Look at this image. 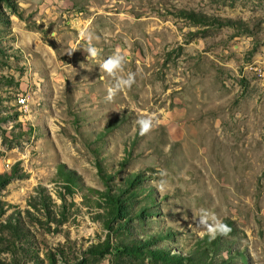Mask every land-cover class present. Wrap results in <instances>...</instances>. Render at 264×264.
<instances>
[{
    "label": "rangeland",
    "instance_id": "rangeland-1",
    "mask_svg": "<svg viewBox=\"0 0 264 264\" xmlns=\"http://www.w3.org/2000/svg\"><path fill=\"white\" fill-rule=\"evenodd\" d=\"M82 30L135 73L112 102ZM0 264H264V0H0Z\"/></svg>",
    "mask_w": 264,
    "mask_h": 264
},
{
    "label": "clouds",
    "instance_id": "clouds-1",
    "mask_svg": "<svg viewBox=\"0 0 264 264\" xmlns=\"http://www.w3.org/2000/svg\"><path fill=\"white\" fill-rule=\"evenodd\" d=\"M82 43L80 46L73 48L69 55L75 50H83L86 54V59L96 61V65L108 77L112 79V84L106 89V102H112L117 94L125 89L131 88L135 83V73L128 72L124 74V68L127 61V56L119 48H116L111 55L101 59V49L92 44V35L87 30H82L80 33ZM138 125L139 135L144 136L150 133L154 126L158 123L156 113H143L136 120ZM163 174V173H162ZM158 189L163 191V182L157 185ZM195 224L198 228L202 229L199 235L203 238L208 236L209 239L214 240L218 236L227 237L232 229L231 227L219 219L214 214H210L207 210L202 209L199 213Z\"/></svg>",
    "mask_w": 264,
    "mask_h": 264
},
{
    "label": "trees",
    "instance_id": "trees-1",
    "mask_svg": "<svg viewBox=\"0 0 264 264\" xmlns=\"http://www.w3.org/2000/svg\"><path fill=\"white\" fill-rule=\"evenodd\" d=\"M7 1V0H5ZM179 14L182 15V16H185L187 18H189L190 20L192 21H196V22H204L206 21L207 19H213V16H209V15H206L205 13H201V12H195L193 10H186V9H179L178 10ZM218 19V18H216ZM222 22L224 23H229V22H235L236 24H241L240 20H237V21H233L232 19L228 18V17H225V18H222L221 19ZM221 22V21H220ZM238 26V25H237ZM135 180V179H134ZM38 190L40 191H43V187H41L40 185H38L36 187ZM67 190H68V186H66ZM102 198L103 200H105V202L107 203L108 205V208L106 210V212L109 214V213H112L113 216H117V215H121L123 213L122 211V207H121V201L120 199L118 198V195L113 193V192H110L109 188L106 187V189H104L102 192ZM45 198H48L47 195L43 194L41 195V201H42V204L47 208L48 206H46V202H45ZM62 198V196H61ZM62 200H64L62 198ZM63 203H60V206L58 205L57 207H61ZM47 214L51 213V210H49L47 208ZM54 212V211H53ZM125 250H127L128 252L130 253H142L143 249L137 245H130V246H124L123 247ZM91 252H98L96 249H89ZM149 251H151L152 255H155V254H158V249H149ZM196 253V251L194 252V254ZM188 259L192 261V259H194V255H188Z\"/></svg>",
    "mask_w": 264,
    "mask_h": 264
},
{
    "label": "bare ground",
    "instance_id": "bare-ground-1",
    "mask_svg": "<svg viewBox=\"0 0 264 264\" xmlns=\"http://www.w3.org/2000/svg\"><path fill=\"white\" fill-rule=\"evenodd\" d=\"M23 101H24V98H21V97H20V102L23 103ZM18 102H19V101H18Z\"/></svg>",
    "mask_w": 264,
    "mask_h": 264
},
{
    "label": "built area",
    "instance_id": "built-area-1",
    "mask_svg": "<svg viewBox=\"0 0 264 264\" xmlns=\"http://www.w3.org/2000/svg\"><path fill=\"white\" fill-rule=\"evenodd\" d=\"M20 96H21V95H19V97H18V101H19V102H20Z\"/></svg>",
    "mask_w": 264,
    "mask_h": 264
}]
</instances>
